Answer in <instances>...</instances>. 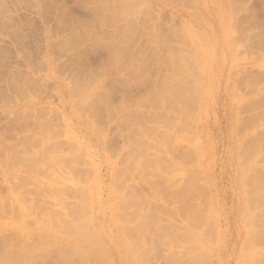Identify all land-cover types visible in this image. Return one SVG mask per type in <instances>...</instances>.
Segmentation results:
<instances>
[{
  "label": "rangeland",
  "instance_id": "obj_1",
  "mask_svg": "<svg viewBox=\"0 0 264 264\" xmlns=\"http://www.w3.org/2000/svg\"><path fill=\"white\" fill-rule=\"evenodd\" d=\"M6 263L264 264V0H0Z\"/></svg>",
  "mask_w": 264,
  "mask_h": 264
},
{
  "label": "bare ground",
  "instance_id": "obj_2",
  "mask_svg": "<svg viewBox=\"0 0 264 264\" xmlns=\"http://www.w3.org/2000/svg\"><path fill=\"white\" fill-rule=\"evenodd\" d=\"M24 254V253H23ZM89 256V255H88ZM7 264V263H6Z\"/></svg>",
  "mask_w": 264,
  "mask_h": 264
}]
</instances>
